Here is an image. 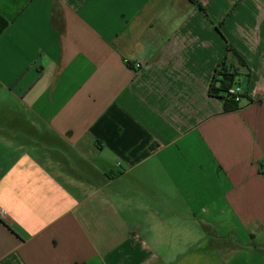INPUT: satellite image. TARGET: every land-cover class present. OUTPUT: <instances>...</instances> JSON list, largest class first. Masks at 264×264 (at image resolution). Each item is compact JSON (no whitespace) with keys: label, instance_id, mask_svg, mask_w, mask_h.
Segmentation results:
<instances>
[{"label":"crops","instance_id":"0c3cea01","mask_svg":"<svg viewBox=\"0 0 264 264\" xmlns=\"http://www.w3.org/2000/svg\"><path fill=\"white\" fill-rule=\"evenodd\" d=\"M197 1L0 0V264H264V0Z\"/></svg>","mask_w":264,"mask_h":264},{"label":"trees","instance_id":"16d2710c","mask_svg":"<svg viewBox=\"0 0 264 264\" xmlns=\"http://www.w3.org/2000/svg\"><path fill=\"white\" fill-rule=\"evenodd\" d=\"M187 1L195 5L201 12H203V8L197 0ZM7 26V21L0 16V34L7 28ZM227 52L233 53V55L237 57L239 64L244 66L242 59L232 48L227 47ZM235 85H239L238 74L236 70L230 67V65L224 60L215 69L208 92L209 96L214 97L222 102L223 112H230L239 109V103L234 102V100L228 94V90ZM244 97L245 95L242 92L241 98ZM262 167L264 168V166Z\"/></svg>","mask_w":264,"mask_h":264},{"label":"built area","instance_id":"2783aa9c","mask_svg":"<svg viewBox=\"0 0 264 264\" xmlns=\"http://www.w3.org/2000/svg\"><path fill=\"white\" fill-rule=\"evenodd\" d=\"M139 65V64H138ZM138 65L136 67H138ZM228 94L231 96V98L234 100V102L239 103L242 95V90L239 85L232 86L228 90ZM0 221L5 224L6 226H11L13 224L12 217L7 214L6 212L0 210Z\"/></svg>","mask_w":264,"mask_h":264}]
</instances>
